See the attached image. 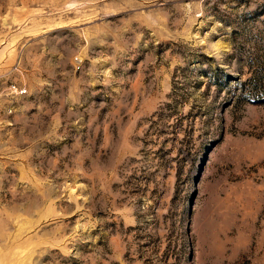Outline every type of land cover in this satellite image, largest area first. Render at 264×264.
<instances>
[{
    "label": "rangeland",
    "instance_id": "374dc122",
    "mask_svg": "<svg viewBox=\"0 0 264 264\" xmlns=\"http://www.w3.org/2000/svg\"><path fill=\"white\" fill-rule=\"evenodd\" d=\"M0 264H264V0H0Z\"/></svg>",
    "mask_w": 264,
    "mask_h": 264
},
{
    "label": "built area",
    "instance_id": "2783aa9c",
    "mask_svg": "<svg viewBox=\"0 0 264 264\" xmlns=\"http://www.w3.org/2000/svg\"><path fill=\"white\" fill-rule=\"evenodd\" d=\"M20 94H26V91L20 90Z\"/></svg>",
    "mask_w": 264,
    "mask_h": 264
}]
</instances>
